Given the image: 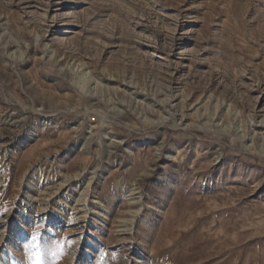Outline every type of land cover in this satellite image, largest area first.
Returning a JSON list of instances; mask_svg holds the SVG:
<instances>
[{"label":"rangeland","instance_id":"1","mask_svg":"<svg viewBox=\"0 0 264 264\" xmlns=\"http://www.w3.org/2000/svg\"><path fill=\"white\" fill-rule=\"evenodd\" d=\"M0 264H264V0H0Z\"/></svg>","mask_w":264,"mask_h":264},{"label":"snow or ice","instance_id":"2","mask_svg":"<svg viewBox=\"0 0 264 264\" xmlns=\"http://www.w3.org/2000/svg\"><path fill=\"white\" fill-rule=\"evenodd\" d=\"M33 239H35V237H33Z\"/></svg>","mask_w":264,"mask_h":264}]
</instances>
